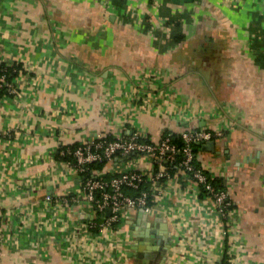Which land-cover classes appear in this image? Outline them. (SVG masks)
Listing matches in <instances>:
<instances>
[{
    "label": "crops",
    "instance_id": "obj_1",
    "mask_svg": "<svg viewBox=\"0 0 264 264\" xmlns=\"http://www.w3.org/2000/svg\"><path fill=\"white\" fill-rule=\"evenodd\" d=\"M0 60L21 70L0 95V264H144L155 236L162 264H264V0H0ZM195 129L223 132L194 151L227 218L175 171L151 211L86 227L102 217L61 149ZM155 167L132 153L96 173Z\"/></svg>",
    "mask_w": 264,
    "mask_h": 264
},
{
    "label": "built area",
    "instance_id": "obj_2",
    "mask_svg": "<svg viewBox=\"0 0 264 264\" xmlns=\"http://www.w3.org/2000/svg\"><path fill=\"white\" fill-rule=\"evenodd\" d=\"M20 71L17 65L0 60V95L15 92L14 77ZM222 135V131L207 129L185 131L180 134L183 145L179 147L172 142L170 136L158 142H152L143 140L138 133H134L127 139L122 137L110 139L108 136H102L94 141L81 143L74 149L70 147L61 149L60 154L70 155L72 161L67 162L77 173L84 176L81 187L73 198L85 199L94 214L102 217L100 220L91 221L86 227L95 228L105 234L118 226L126 209L143 208L146 212L151 211L156 200L162 195L161 182L171 178L166 162L175 160L176 153L180 151L185 156L180 163V171L191 173L193 181L198 186L203 184L209 191L217 214L227 218L231 208L228 192L216 188L204 170L193 164L194 146ZM132 153H144L151 156L157 169L149 173L142 170H122L110 178H106L102 173H96V170L92 171L91 166L96 162L109 161L115 156ZM146 184L148 187L144 188ZM126 189L134 193L128 194L125 192ZM108 208L111 209V214L106 216L105 211Z\"/></svg>",
    "mask_w": 264,
    "mask_h": 264
},
{
    "label": "trees",
    "instance_id": "obj_3",
    "mask_svg": "<svg viewBox=\"0 0 264 264\" xmlns=\"http://www.w3.org/2000/svg\"><path fill=\"white\" fill-rule=\"evenodd\" d=\"M19 68V67H18ZM167 136V135H166ZM164 136V137H166ZM170 136V139L172 140V142H174L177 146L179 147H182L183 145V142H182V139H181V136L180 134H172V135H168ZM111 139V137H109ZM76 146H72L70 147L71 149H74ZM196 146H194L195 148ZM57 157L59 159H63V160H66V161H72V157L70 155H65V156H62L60 154V151L57 155ZM184 153L182 151L180 152H177L176 153V157H175V160L173 161H167L166 162V166L168 167V170L170 171V173L172 174L173 172H177V171H180V163L181 161L184 159ZM106 160L104 161H101V162H96L94 163L91 167H92V171L93 170H99V171H102V169L104 168L105 164H106ZM193 164L196 166V167H199V165L197 164L196 162V157H195V151H193ZM156 168V167H155ZM205 172V171H204ZM208 177H209V180L211 181V183L216 187V188H220V189H224L223 188V184H222V181L221 179L219 178H212L207 172H205ZM189 178H192V174L191 173H186ZM106 178H110L109 175H105ZM148 185H144V188H147ZM199 189H200V195L203 196V195H209V191L206 190L205 186L203 184H199ZM134 193V191H133ZM98 218H101L100 216ZM119 224V223H118ZM117 226V224L115 225ZM224 264H225V259H224Z\"/></svg>",
    "mask_w": 264,
    "mask_h": 264
},
{
    "label": "water",
    "instance_id": "obj_4",
    "mask_svg": "<svg viewBox=\"0 0 264 264\" xmlns=\"http://www.w3.org/2000/svg\"><path fill=\"white\" fill-rule=\"evenodd\" d=\"M199 145V144H198ZM202 147L204 148H208V149H212L213 146L215 145V141L214 140H208L204 143H201ZM145 210L143 208L140 209V212L139 213H144ZM111 214V209L108 208L106 209L105 211V215L106 216H109ZM143 224H146V221L143 220ZM170 240V239H169ZM167 241V240H166ZM146 244L150 247H148L150 250H148L146 252V254L144 255V257L146 259H144L143 263L144 264H150V260L156 258V264H162L163 262H161L162 260V257L164 256L163 255V251H164V248H165V244L164 243H161V241L158 240V238L155 236V237H152V238H149L148 240L145 241ZM169 244V242H167ZM156 245H158V247H155Z\"/></svg>",
    "mask_w": 264,
    "mask_h": 264
}]
</instances>
